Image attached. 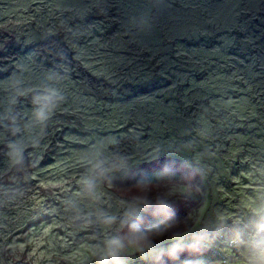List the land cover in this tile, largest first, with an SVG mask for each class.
Listing matches in <instances>:
<instances>
[{"label":"rangeland","instance_id":"1","mask_svg":"<svg viewBox=\"0 0 264 264\" xmlns=\"http://www.w3.org/2000/svg\"><path fill=\"white\" fill-rule=\"evenodd\" d=\"M54 64L72 65L70 78ZM48 87L66 101L44 133L32 93ZM116 154L127 171L104 187L105 206L150 180V198L170 205L152 223L209 228L205 256L219 259L206 264L230 252L232 220L264 192V0H0V264H95L97 229L78 227L68 202L96 211L79 177ZM173 185L191 191L169 197Z\"/></svg>","mask_w":264,"mask_h":264},{"label":"clouds","instance_id":"2","mask_svg":"<svg viewBox=\"0 0 264 264\" xmlns=\"http://www.w3.org/2000/svg\"><path fill=\"white\" fill-rule=\"evenodd\" d=\"M53 43L48 41L42 48L54 58L64 60L66 51L58 52ZM61 48L67 49L63 45ZM58 66L65 72V76L59 78H70L72 65L54 64L53 69L49 70L52 75H59L55 72ZM23 69L24 66H21ZM65 101L66 97L56 88L38 89L32 93L33 118L44 133L57 109ZM13 132L18 134L20 129H13ZM39 144L40 141H37V146ZM7 147L15 148V144L9 143ZM8 155L12 163H20L19 153L10 152ZM126 171L127 157L123 155L116 154L111 160L97 157L89 161V166L78 180L79 193L97 205V210L84 212L75 200L68 202L74 213L71 219L78 227L97 229L102 234L100 237L97 231L90 234L91 239H99L94 245L95 264H129L130 250L139 257L142 264H206L205 253L212 239L209 228L198 229L194 223L191 229L179 232L172 231L173 224L164 223L161 227L151 222L160 216L167 218L170 215V205L164 197L157 194L154 201L150 198L156 190L152 181L142 178L131 185L133 192L142 195L121 198L118 211L111 210L110 205L105 206L104 187L114 184L117 174ZM169 171V166L165 165L164 172ZM160 175L163 173H157V176ZM196 190L199 191V188ZM190 191V185H173L167 188V196L184 195ZM244 211L246 216H237L232 220V237L227 245L230 252L216 264H264V192L253 195ZM216 220L220 228L224 227L228 223L225 211L218 209ZM166 236L167 240L164 239Z\"/></svg>","mask_w":264,"mask_h":264},{"label":"trees","instance_id":"3","mask_svg":"<svg viewBox=\"0 0 264 264\" xmlns=\"http://www.w3.org/2000/svg\"><path fill=\"white\" fill-rule=\"evenodd\" d=\"M221 177L218 178L219 180L223 181V182H226V179H227V176H225L224 174H221L220 175ZM212 179H214V175L212 177ZM226 230H222V232H225ZM217 234H219V232H216ZM232 236V234H230ZM219 259L218 255L217 254H214L213 256H206V262H210V261H215Z\"/></svg>","mask_w":264,"mask_h":264}]
</instances>
